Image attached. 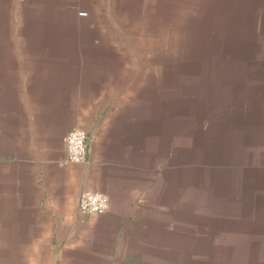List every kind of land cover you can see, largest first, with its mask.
Returning a JSON list of instances; mask_svg holds the SVG:
<instances>
[{"label":"crops","instance_id":"obj_1","mask_svg":"<svg viewBox=\"0 0 264 264\" xmlns=\"http://www.w3.org/2000/svg\"><path fill=\"white\" fill-rule=\"evenodd\" d=\"M183 6L0 0L4 264H150L181 244L191 260L198 237L235 225L246 245L264 238V19L203 32ZM75 129L87 165L68 162ZM84 190L109 211L82 215Z\"/></svg>","mask_w":264,"mask_h":264},{"label":"rangeland","instance_id":"obj_2","mask_svg":"<svg viewBox=\"0 0 264 264\" xmlns=\"http://www.w3.org/2000/svg\"><path fill=\"white\" fill-rule=\"evenodd\" d=\"M182 1L188 2L190 6L179 8V10L175 12L176 16L180 18L183 16L185 20L188 19L189 24H191L192 27H196L198 31L202 30L204 32L208 27L211 28L212 26L214 27L213 30L219 29L221 34L228 31L235 33L238 27L241 28L240 23L243 20L246 29L253 26L249 20L251 14H256L261 19H264V0L258 2L259 7H254L255 11H251L247 5L243 8L240 5L241 0H239V5L236 4V6L232 5L235 0H231L229 4L225 3V5H228V8H225V6H206L201 0ZM210 8L212 11H210ZM172 9L173 8H171V10ZM174 9L176 10V8ZM243 10L244 15H241ZM247 11L248 15H246ZM170 13L173 12L170 11ZM210 14H212V17L215 16L216 19L214 21H217L212 25L208 22V16ZM237 18L238 21H236ZM220 28H222V30H220ZM177 39L180 40L181 38ZM231 42H233V40ZM241 229L242 230L238 229L235 225L230 227L227 232L221 233H227L228 240H223L224 237L222 236V238L220 235L213 236L212 239L209 235L206 238L198 237L197 247H190L191 253L192 250L193 252L195 251V257H193V259L191 257V260H189L188 257L185 258L188 248H184L181 244L179 248L174 247V251L169 249L167 255H170L166 257L165 260H153L154 262L150 264H264V238L261 237L262 239L258 246L246 245L250 238L248 234L252 233V231L246 228ZM261 229H264L263 225H261ZM260 231L264 232V230ZM0 253H2L1 250ZM178 254L179 261L177 260ZM0 264H4L2 260H0Z\"/></svg>","mask_w":264,"mask_h":264},{"label":"built area","instance_id":"obj_3","mask_svg":"<svg viewBox=\"0 0 264 264\" xmlns=\"http://www.w3.org/2000/svg\"><path fill=\"white\" fill-rule=\"evenodd\" d=\"M89 136L86 132L75 129L65 138L68 162L72 164H89ZM110 198L103 193L84 190L79 200V210L84 216L101 215L109 211Z\"/></svg>","mask_w":264,"mask_h":264}]
</instances>
